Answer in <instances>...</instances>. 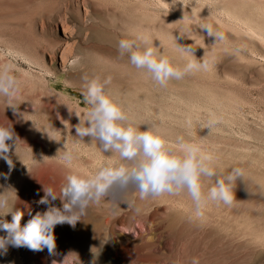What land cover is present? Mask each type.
I'll return each mask as SVG.
<instances>
[{"label":"rangeland","instance_id":"374dc122","mask_svg":"<svg viewBox=\"0 0 264 264\" xmlns=\"http://www.w3.org/2000/svg\"><path fill=\"white\" fill-rule=\"evenodd\" d=\"M183 3L187 6L180 0H0V68L12 64L22 82L12 99L15 112L0 97V126H11L18 139L16 145L7 141L14 165L10 173L0 159V194L14 203L13 211L23 213V227L47 210L39 203L44 188L58 194L67 175L88 177L118 162V153H103L90 137L76 147L72 164L61 159L77 138V116L83 119L88 108L85 80L99 76L111 77L107 91L141 131L159 126L174 149H180L179 138L194 140L224 158L217 159L220 170L243 169L233 189L241 198L231 206L210 203L197 217L187 193L140 200L138 192L120 196L114 189L113 199L91 205L75 228L55 226L53 254L46 247L9 246L0 264H192L194 259L198 264H264V30L259 32L264 0ZM206 26L218 38L209 36ZM137 34L149 35L174 66L191 59L176 51V43L194 49L208 69L161 88L118 51L121 39ZM63 50L70 61L79 57V64L55 65ZM210 121H216L211 129ZM247 177L255 183L247 185ZM204 183L206 194L211 183ZM52 204L62 208L63 202L57 198ZM2 219L10 222L11 214Z\"/></svg>","mask_w":264,"mask_h":264},{"label":"clouds","instance_id":"9594fccd","mask_svg":"<svg viewBox=\"0 0 264 264\" xmlns=\"http://www.w3.org/2000/svg\"><path fill=\"white\" fill-rule=\"evenodd\" d=\"M180 3L185 5L183 0ZM204 28L209 36L218 38L219 34L214 33L210 26ZM174 47L191 57L183 67L174 66L173 61L153 45L147 34H137L133 39H121L118 43L120 55L127 54L130 64L138 70H145L151 81L161 88L167 87L172 80L183 79L189 73L208 69L207 61L195 58L194 49L179 47L176 43ZM79 62L80 58L76 57L72 65L76 66ZM21 83L13 74L12 64L0 68V97L8 101L13 112L17 105L12 99L20 92ZM110 84L111 77L101 80L95 76L85 80L83 95L88 108L82 114L83 119L77 116V138L73 141V148L64 149L61 159L68 165L72 164L76 147L85 137H90L99 144L103 153H118V162L104 165L88 177L67 175L58 194L51 187L44 188V196L39 203L48 205L47 210L37 212L23 227V213L13 211L14 203L7 195L0 194V210L8 209L0 216V231L5 233L0 236V254H6L9 246L31 250L46 247L49 254H53L56 248L55 226L67 223L75 228L91 205L100 204L106 197L112 200L114 189L119 191L120 196L129 191L138 192L140 200L187 193L197 217L204 215V209L210 203L217 206L233 204V189L237 178L243 177L242 169L220 170L218 158L194 140L186 143L179 138L180 149H174L167 139V132L159 126L147 125L141 131V125L128 122L122 104L107 91ZM215 123L210 121L208 128L211 129ZM17 140L11 126H0V159L7 163L9 173L14 165L9 157L10 144L7 141L16 145ZM3 175L7 179V174ZM205 179L211 183L206 194ZM57 198L63 202L62 208L52 204ZM6 214H11L10 222L2 219ZM192 264H198V261L194 259Z\"/></svg>","mask_w":264,"mask_h":264},{"label":"bare ground","instance_id":"6f19581e","mask_svg":"<svg viewBox=\"0 0 264 264\" xmlns=\"http://www.w3.org/2000/svg\"><path fill=\"white\" fill-rule=\"evenodd\" d=\"M255 5H256V4H255ZM258 7H259V5H258ZM262 8H263V7H262ZM253 9H254V8H253ZM263 12H264V10H263ZM247 13H248V12H247ZM259 14H260V13H259ZM261 15H262V14H261ZM244 16H247V15L245 14ZM253 18H254V17H253ZM251 19H252V18H251ZM254 19H255V18H254ZM257 20H258V19H257ZM243 21H244V20H243ZM263 21H264V20H263ZM247 24H248V23L246 22L245 25H247ZM258 25H259V24H258ZM250 27H251V26H250ZM260 28H261V29H260ZM260 28H258V29L261 30V31H259V32H260V33H263L264 28H263V29H262V27H260ZM251 30H252V31H253V30H254V31H257V30H255L254 28H252ZM251 30H250V31H251ZM247 31H248V30H247ZM254 31H253V32H254ZM252 34H253V33H252ZM255 35H256V34H255ZM258 37H259V36H258ZM262 37H263V35H262ZM254 39H256V38H254ZM263 41H264V40H263ZM59 57H60V58H59V59H60V62L58 63V61L55 60V63H54L55 65L58 64V65H60L61 67H65L67 64L72 65V61H70V60H69V57L67 56V50H63V51H61ZM263 58H264V57H263ZM258 59H259V58H258ZM260 59H261V57H260ZM261 60H264V59H261ZM262 64H264V63H262ZM139 85H140V84H139ZM141 88H142V87H141ZM141 88H140V89L138 88V90H141ZM130 90H131V89H130ZM133 90H134V89H133ZM127 91H128V90H127ZM131 91H132V90H131ZM131 91H130V92H131ZM134 91H135V90H134ZM124 92H125V91H124ZM127 93H128V92H127ZM128 95H129V93H128ZM164 108H165V107H164ZM166 114H167V113H166ZM246 149H247V148H246ZM248 151H250V150H248ZM245 157H246V156H245ZM220 158H222V157H219V159H220ZM219 159H218V160H219ZM220 160H221V159H220ZM222 160H224V158H222ZM222 160H221V162H222ZM218 162H220V161H218ZM218 164L220 165V163H218ZM254 164H255V163H254ZM223 165H224V167H227V166H228L227 164L225 165V163H224ZM221 166H222V165H221ZM228 168H229V166H228ZM231 168H232V167H231ZM219 169H220V168H219ZM240 169H241V168H240ZM222 170H227V169H222ZM230 170H231V169H230ZM242 170H243V169H242ZM244 171L247 172V170H244ZM249 174H250V173H249ZM252 174H254V173H252ZM254 175H255V174H254ZM250 176H252V175H251V174L248 175V177H250ZM255 176H256V175H255ZM255 176H253L252 179H254ZM259 176L261 177V175H259ZM248 177H247V179H248ZM241 178H242V177H241ZM250 178H251V177H250ZM250 178H249V179H250ZM244 179H245V178H244ZM249 179H248V181H249ZM237 180H238V179H237ZM255 180H256V179H255ZM242 181H243V180H242ZM245 181H246V182H245ZM245 181H244V182L247 183V185H250L249 183H255V182H250V181L247 182V180H245ZM252 181H253V180H252ZM236 182H238V181H236ZM262 182H264V181H262ZM256 183H257V182H256ZM258 184H259V183H258ZM243 185H244V183H243ZM262 185H264V184H262ZM250 187H251V186H250ZM254 187H255V186H254ZM254 187H252V188H254ZM248 189L250 190L249 187H248L246 190L249 191ZM259 189L261 190V188H259ZM244 190H245V189H244ZM256 190H257V189H256ZM236 191H238V188L236 189ZM236 191H235V192H236ZM253 191H255V189H253ZM257 192H258V191H257ZM247 193H249V192H247ZM260 193H261V192H260ZM254 194H257V193L255 192ZM254 194H253V195H254ZM249 195H250V194H249ZM262 195H263V194H262ZM240 196H241V195H240ZM236 197H239V196H235L234 198H236ZM253 197H254V196H253ZM239 198H241V197H239ZM239 200H240V199H239ZM255 201H256V199H255ZM263 203H264V202H262V205H263ZM209 221H210V220H209ZM240 222H241V221H240ZM250 223H251V222H250ZM250 223H249V225H250ZM247 225H248V223H247ZM250 226H251V225H250ZM246 227H247V226H246ZM248 227H249V226H248ZM248 227H247V228H248ZM236 228H238V227H236ZM256 229H257V228H256ZM241 232H242V231H241ZM257 233H258V232H257ZM241 235H243V234H241ZM258 235H259V233H258ZM258 235H257V236H258ZM263 235H264V233H263ZM263 235H262V236L260 235V236L262 237V238L260 239L261 241L264 239V236H263ZM254 236H255V235H254ZM263 241H264V240H263ZM259 242H260V241H259ZM262 243H263V242H262ZM111 245H112V244H111ZM113 248H114V247H113ZM17 254H18V253H17ZM110 260H111V259H110ZM116 262H117V261H116L115 259L112 258V263H116Z\"/></svg>","mask_w":264,"mask_h":264}]
</instances>
